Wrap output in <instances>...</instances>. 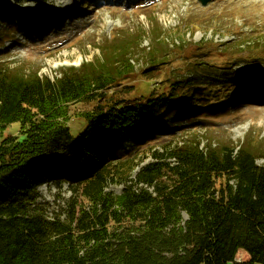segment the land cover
Masks as SVG:
<instances>
[{"label":"trees","instance_id":"obj_1","mask_svg":"<svg viewBox=\"0 0 264 264\" xmlns=\"http://www.w3.org/2000/svg\"><path fill=\"white\" fill-rule=\"evenodd\" d=\"M14 9L0 0V18L17 16ZM242 38L240 50H253L255 40ZM156 40L171 48L166 37ZM159 44L142 49L149 67L167 55ZM139 46L136 37L104 43L93 60L54 78L0 61V136L13 122L24 128L0 141V264H229L239 249L250 255L243 264H264V147L171 132L155 147L149 138L195 120L181 111L188 99L207 105L214 85L237 86L234 64L198 62L158 97L71 113L95 88L131 73ZM253 57L263 68L264 55ZM44 183L69 184L64 211L50 215L37 191ZM113 184L122 191H108Z\"/></svg>","mask_w":264,"mask_h":264},{"label":"rangeland","instance_id":"obj_2","mask_svg":"<svg viewBox=\"0 0 264 264\" xmlns=\"http://www.w3.org/2000/svg\"><path fill=\"white\" fill-rule=\"evenodd\" d=\"M204 1L47 0L46 6H39L33 2L18 5L14 0H3L6 6H14L18 11L17 16L2 13L7 17L0 18V61L54 78L63 67L93 60L104 43L124 37L139 39L133 71L112 86L95 88L93 98L72 105L71 113L90 110L98 102L111 99L139 104L158 97L164 91L161 87L168 86V81L177 75L191 74L190 67L198 62L220 67L234 64L232 74L241 76L237 86L232 82L217 85L214 81L216 85L207 105L189 104L188 99L181 110L188 116L194 115L195 120H180L175 129L157 123L156 127L167 128H161L149 138L155 147L169 139L170 132L172 138L196 135L204 143L213 140L220 144L231 140L242 144L250 140L254 147H264V67L255 66L253 57L264 55V0ZM20 11H25V18ZM241 36L255 40L253 50H240ZM163 37L171 48L156 40ZM158 43L169 50L160 60L161 65L149 67L147 59L141 56L142 49L152 45L155 48ZM69 124H76V119ZM23 132L21 124L13 122L0 141L8 133L21 136ZM148 145L137 149L143 151ZM122 188L123 184H113L107 190L120 193ZM37 191L42 201L50 202V215L64 211L72 194L68 183L61 186L44 183ZM242 260L248 263L249 259H239L237 253L229 264H241L236 261Z\"/></svg>","mask_w":264,"mask_h":264},{"label":"crops","instance_id":"obj_3","mask_svg":"<svg viewBox=\"0 0 264 264\" xmlns=\"http://www.w3.org/2000/svg\"><path fill=\"white\" fill-rule=\"evenodd\" d=\"M238 254H240L242 257H245V258H247V259H249L250 260V255H249V253L246 251V250H243V249H239L238 250V252H237ZM235 258H236V256H235ZM235 260V259H234ZM248 260V261H249ZM243 261L244 260H242V261H236V263H241V264H243Z\"/></svg>","mask_w":264,"mask_h":264},{"label":"bare ground","instance_id":"obj_4","mask_svg":"<svg viewBox=\"0 0 264 264\" xmlns=\"http://www.w3.org/2000/svg\"><path fill=\"white\" fill-rule=\"evenodd\" d=\"M239 259H245V257H242L240 254H238Z\"/></svg>","mask_w":264,"mask_h":264},{"label":"water","instance_id":"obj_5","mask_svg":"<svg viewBox=\"0 0 264 264\" xmlns=\"http://www.w3.org/2000/svg\"><path fill=\"white\" fill-rule=\"evenodd\" d=\"M203 2H205V1L203 0Z\"/></svg>","mask_w":264,"mask_h":264}]
</instances>
